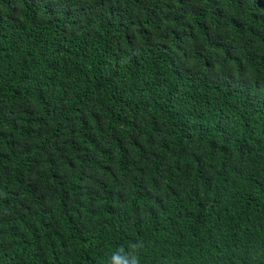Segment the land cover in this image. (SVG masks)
I'll return each mask as SVG.
<instances>
[{"label": "trees", "instance_id": "obj_1", "mask_svg": "<svg viewBox=\"0 0 264 264\" xmlns=\"http://www.w3.org/2000/svg\"><path fill=\"white\" fill-rule=\"evenodd\" d=\"M129 255L264 264V0H0V264Z\"/></svg>", "mask_w": 264, "mask_h": 264}, {"label": "clouds", "instance_id": "obj_2", "mask_svg": "<svg viewBox=\"0 0 264 264\" xmlns=\"http://www.w3.org/2000/svg\"><path fill=\"white\" fill-rule=\"evenodd\" d=\"M114 259L119 260V256L114 257ZM123 264H139L138 257L136 255H129L128 259L125 260Z\"/></svg>", "mask_w": 264, "mask_h": 264}]
</instances>
